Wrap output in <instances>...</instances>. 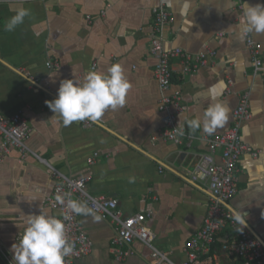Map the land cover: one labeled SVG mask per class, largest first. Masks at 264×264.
<instances>
[{
  "label": "crops",
  "instance_id": "crops-1",
  "mask_svg": "<svg viewBox=\"0 0 264 264\" xmlns=\"http://www.w3.org/2000/svg\"><path fill=\"white\" fill-rule=\"evenodd\" d=\"M245 3L264 5V0L0 3V112L25 118L30 129L27 144L35 155L20 158L11 149L0 161V246L8 259L0 257V264H15L12 246L19 243L30 215H58L45 204L53 188L48 166L71 178L89 176L87 191L116 199L125 216L149 213L146 225L154 234V245L174 262L183 261L185 246L202 225L212 198L205 179H192L195 165L208 152L207 142L230 127L232 111L244 93L249 95L252 118L242 126L241 136L259 154L241 156L237 194L222 205L247 213L245 229L264 248V77L254 74L252 56L238 35ZM159 5L171 15L161 32L164 49L179 48L191 55L213 52L194 72L183 73L180 57L170 61L169 94L180 95L181 110L175 114L185 134L178 145L161 139L165 113L159 110L162 93L150 54L152 10ZM20 8L30 15L15 30L6 31V23ZM250 35L262 43L264 61V34ZM47 61L58 66L49 69ZM114 64L121 65L131 85L125 105L106 110L99 123L64 125L48 107L61 82L79 80L83 85L89 72L107 75ZM213 102L228 107L225 125L211 135L202 125L190 129L187 121L202 119ZM90 158L94 161L88 164ZM214 159L220 161L219 151ZM132 177L134 182H129ZM95 216L79 215L92 250L77 264H150L149 249L137 240L125 258L116 259L113 226ZM232 236L225 224L208 257L213 264H239L220 250L221 241Z\"/></svg>",
  "mask_w": 264,
  "mask_h": 264
},
{
  "label": "built area",
  "instance_id": "built-area-1",
  "mask_svg": "<svg viewBox=\"0 0 264 264\" xmlns=\"http://www.w3.org/2000/svg\"><path fill=\"white\" fill-rule=\"evenodd\" d=\"M19 1L30 0H0V3ZM152 16L150 54L156 61L153 72L162 93L159 99V110L165 113L162 117L161 139L178 145L182 144L185 134L181 136L176 131L178 126L176 114L181 110L180 95L178 93L169 94L173 80L170 61L172 58L180 57L184 63L183 73L194 72L199 66L204 65L207 56L213 55V52L206 51L202 54L191 55L184 53L179 48L164 49L161 32L171 22V15L163 6L159 5L152 10ZM244 44L252 56L254 74L261 73L264 77V61L260 58L262 43L256 42L248 33L244 35ZM57 66L58 64L55 62H46V67L49 69ZM74 81L80 84L79 80ZM230 86L231 82L229 81L226 94L230 92ZM170 108L173 109L172 113ZM251 118L249 95L244 93L232 111L230 127L207 142L208 152L202 155L195 165L192 179H205L212 198L208 203L202 225L185 246L184 260L178 263L174 262L168 253L159 250L154 245V234L146 225L149 213L125 216L118 208L116 199L92 195L87 191V184L91 180L89 176L71 178L48 166L53 179V188L45 198V204L58 214L55 218L65 224L67 236L74 244V251L65 258V264H77L81 257L88 255L92 250V241L81 226L79 215L67 207L69 199L86 204L92 209L94 215L109 220L114 230L111 246L115 252V258L118 260L125 258L130 253L128 249L137 240L149 249L150 264H213L208 257L213 250L212 247L219 232L225 224H228L233 231V236L221 241V252L233 257L239 264H264V248L261 243L253 238L247 229L244 228L242 232L237 231L241 226L234 221L231 213L222 205L237 194V176L241 156L250 154L256 157L259 154L251 149L241 136L242 126ZM29 135V126L20 113L6 116L0 112V161L9 154L11 149L17 150L20 158L32 153L27 144ZM217 151L220 152L219 162L214 159V154ZM93 161L94 159L91 158L87 160L88 164ZM57 196L62 197L65 203H59L56 199ZM0 257L7 259L1 246Z\"/></svg>",
  "mask_w": 264,
  "mask_h": 264
},
{
  "label": "clouds",
  "instance_id": "clouds-1",
  "mask_svg": "<svg viewBox=\"0 0 264 264\" xmlns=\"http://www.w3.org/2000/svg\"><path fill=\"white\" fill-rule=\"evenodd\" d=\"M28 9L20 8L5 25L6 31H13L18 25L24 23L29 16ZM244 20L238 27V35L243 39L245 34H264V5L251 6L244 4ZM124 34L123 29L121 35ZM37 36L40 33H36ZM131 85L124 76L121 65L114 64L108 69V74L95 71L89 72L85 83L80 85L74 80H63L59 86L57 98L48 102V107L62 118L64 125L76 121L88 120L99 123L106 110H115L126 103V94ZM228 107L221 102H213L206 109L203 118H194L187 121L188 127L197 130L203 126L208 135L225 125L228 120ZM178 135H184V125L178 124ZM129 182H134V177ZM57 201L65 203L57 196ZM67 207L77 215H90L92 209L86 204L69 199ZM234 221L241 227L242 232L247 227V213L240 208L229 206ZM97 221L99 216L94 217ZM15 264H65V258L74 251V244L70 242L65 224L55 217L43 212L39 215H30L27 227L19 243L12 246Z\"/></svg>",
  "mask_w": 264,
  "mask_h": 264
},
{
  "label": "water",
  "instance_id": "water-1",
  "mask_svg": "<svg viewBox=\"0 0 264 264\" xmlns=\"http://www.w3.org/2000/svg\"><path fill=\"white\" fill-rule=\"evenodd\" d=\"M263 246V245H262Z\"/></svg>",
  "mask_w": 264,
  "mask_h": 264
}]
</instances>
